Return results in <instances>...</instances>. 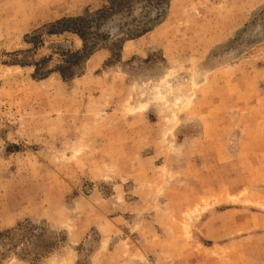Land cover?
Listing matches in <instances>:
<instances>
[{
    "label": "rangeland",
    "instance_id": "1",
    "mask_svg": "<svg viewBox=\"0 0 264 264\" xmlns=\"http://www.w3.org/2000/svg\"><path fill=\"white\" fill-rule=\"evenodd\" d=\"M106 2L0 0V264H264V0H168L87 52L47 34ZM54 45L71 80L36 78Z\"/></svg>",
    "mask_w": 264,
    "mask_h": 264
},
{
    "label": "trees",
    "instance_id": "2",
    "mask_svg": "<svg viewBox=\"0 0 264 264\" xmlns=\"http://www.w3.org/2000/svg\"><path fill=\"white\" fill-rule=\"evenodd\" d=\"M106 1L107 4L103 8L95 11L86 10L82 15L63 18L54 22L48 28L47 34L59 36L63 33H71L81 40L83 52L92 51L101 43L134 39L150 31L152 25L162 13L161 6L168 0ZM40 39L41 36L36 35L33 42ZM39 45L42 46V44ZM51 56H55L56 60L54 61ZM51 59L55 64L43 70L44 64L51 61ZM72 62V53L68 47L54 45L47 60L33 64L34 73L39 80L46 78L51 73H58L63 81H68L75 76ZM24 228L28 229L18 225L14 230L21 234V241L18 242L20 244L26 239L27 232H23ZM11 232L0 233V241L8 239V234ZM32 237L39 239L40 244L37 246L38 251L41 253L38 254L39 257L48 255L53 251L54 244L44 243L41 240L42 235L37 230ZM25 243L28 244L27 240H25Z\"/></svg>",
    "mask_w": 264,
    "mask_h": 264
}]
</instances>
